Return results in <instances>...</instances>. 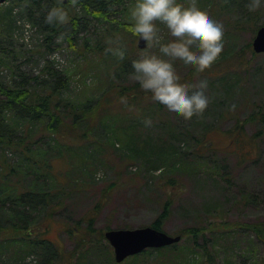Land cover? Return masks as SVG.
<instances>
[{
	"label": "rangeland",
	"instance_id": "374dc122",
	"mask_svg": "<svg viewBox=\"0 0 264 264\" xmlns=\"http://www.w3.org/2000/svg\"><path fill=\"white\" fill-rule=\"evenodd\" d=\"M16 1L18 0H6L0 4L1 34L10 19L7 8ZM20 4L15 3L12 11V15H15L12 16L15 50L27 49L25 46L34 47L40 39L35 26L24 17ZM131 7L130 4L126 19H129ZM259 10L258 20L261 22L264 20V4ZM228 15L241 18L235 7ZM227 30H224V48L221 54H234L253 38L247 30L233 33ZM161 31L166 35L167 30L163 25ZM137 38L138 35L135 37V44ZM58 40L61 39H56V42ZM38 49L41 50L38 53L39 60L31 59L23 66L29 73L38 72L40 62H43L41 57L51 61L55 68L67 67L72 70L76 54L67 48L65 42L52 48L50 52L45 48ZM140 52L135 55L138 56ZM229 60L236 68L223 71L221 75H211L216 70L206 68L203 72H198L193 67L176 63L175 68L183 79L182 83L199 86L200 81H207L205 93L209 103L198 120L190 119L188 122V119L171 114L159 105L155 113L153 107L156 104L151 100H143L138 107L123 109L126 111L124 116L114 123L113 115L108 110H101L95 119H90L94 133L89 140L71 144L68 148L56 146L57 154L53 157L52 169L57 179L50 178L51 184L48 187L55 190L49 197V208L52 207L53 211L49 215L48 205L40 203L30 207V228L34 231L48 228L45 235L47 239L57 243L64 252L75 250V264H178V261L172 260V256L175 257L173 252L183 248L186 253L190 251L191 255V236H182L173 252L162 247L147 248L116 262L113 248L106 239L100 243L95 242L96 245H84L80 252L75 236H70L64 230L66 226H74L81 217L93 213L96 214L94 226L103 232L107 227L150 225L162 212L167 197L170 205L167 216L161 221V229L176 234L182 228L204 227L203 232L210 235L209 228H219V236L212 239L215 260L219 264H234L236 261L241 263L240 260L246 258L252 263L254 258H264V244L256 240L254 232L236 225L238 222L246 225L264 218V134L257 143L255 141L253 145H247L249 158L241 159L235 150L228 149L231 136L223 132L234 123L235 118L248 116L258 106L264 107V75L257 70L258 66L264 68V54L256 53L253 56L244 51L242 57L232 55ZM97 64L99 67L95 68L94 74L101 71V74L106 75L102 71L105 64L98 59ZM8 72V69L0 65V77L6 78ZM80 72L83 73L75 75L78 88L84 84L91 92L98 94L105 81L96 85V76L92 74L93 71L89 72L88 65ZM127 79L135 80L134 74H130ZM73 84L70 89L79 94L80 90L75 89ZM165 120L168 124L172 122L173 127L187 129L189 134H193V131L200 134L204 127L213 126L216 131L210 133L208 139L214 148L208 150L204 147L206 144L209 146L206 141L203 147L196 148L195 142L189 141L188 136H181L185 138V142L178 139L168 142L167 139L176 137V133L169 132L172 133L169 135L166 130H162L161 125ZM139 121L140 124L137 125ZM256 126L257 124L247 125L246 130L251 133ZM154 136L161 137L156 138L158 143L152 142ZM151 137L153 138L150 139ZM162 138L165 143L160 141ZM131 140L135 143L134 146ZM170 145H175L177 149ZM166 146L168 152H159V149ZM60 149L66 151L59 152ZM58 153H62L63 157H59ZM39 168L28 170L26 174L20 171L12 179L27 184L34 191L39 188L45 190L49 181L46 185H40L43 179L37 180L34 172L40 174ZM170 179L175 180V187H171L173 192L166 184ZM242 189L261 193L256 204L253 201L243 203L240 197ZM3 215L0 210V220ZM223 234L226 235L222 236ZM21 247L23 246H20L19 240H15L13 251L7 257L11 263H44L40 252L39 255L29 253L34 256V260L27 261L28 254L24 255ZM200 259L201 257L198 260ZM1 263L6 264L3 261Z\"/></svg>",
	"mask_w": 264,
	"mask_h": 264
},
{
	"label": "trees",
	"instance_id": "16d2710c",
	"mask_svg": "<svg viewBox=\"0 0 264 264\" xmlns=\"http://www.w3.org/2000/svg\"><path fill=\"white\" fill-rule=\"evenodd\" d=\"M15 3H21L24 17L32 26H35L40 37L37 43L40 44L39 46L36 44L34 47L25 46L27 49L24 50H15L12 36L14 24L12 16H15L12 15V11ZM56 3L57 0L12 2V5L7 8L10 16L6 22L7 29L5 28L3 34L0 32V37L2 35L0 65L9 70L6 78L0 77V210L4 213L0 220V261L6 264H13L7 257L8 253L13 251L12 245L15 240H19L20 246H23L20 250L24 255H29L31 252L39 255L40 252L44 262L41 264H75L74 249L64 252L57 243L47 239L45 235L48 228L34 231L29 225L30 207L40 203V205H48L49 215L53 211L52 207L49 208V197L55 190L48 187L51 184L50 178L57 179L52 169L53 157L57 154L56 146L68 148L71 144L89 140L94 133L92 123H89L90 119H95L101 110H108V113L113 115L112 123H114L124 116L123 113L126 111L123 109L130 106L138 107L143 100L153 102L151 94L146 93L136 79H127L130 74H133L131 61L137 57L135 53L142 51L135 44L136 34L128 30L130 21L125 17L129 14L127 9L130 4L133 5L134 0H63V6L69 12L68 20L48 23L46 14ZM248 3L249 0H198V8L214 16L216 20L222 21L224 30L228 29L227 32L247 30L253 36L257 28L264 24V20L261 22L258 20L261 10L259 8L249 10ZM233 7L237 9V13L241 14L240 19L228 15ZM56 39L61 40L56 42ZM62 42H65L67 48L76 54L74 64L71 66L72 70L67 67L55 68L51 61L43 57L40 58L43 62L42 64L40 62L37 73H29L23 68L28 61L40 56L38 53H41V50L38 48H45L47 52H50L52 48L59 47ZM118 47L125 48L127 54L124 58H120L115 51L109 50ZM244 51L253 56L256 55L252 50L251 41H248L234 54L228 52L220 54L217 61L207 69L216 70L211 75H221L223 71L235 69L236 66H233L235 64H231L229 59L232 55L242 57ZM97 59L105 64L102 71L106 72V75L101 74V71H96L94 74L95 68L99 67ZM85 65H88L89 72L93 71L92 74L96 76V85L105 81V85L98 90V94H94L95 91L91 92V89L86 88L84 84L81 88L77 86L75 75L82 74L83 72L80 71L84 70ZM209 70L206 72L210 74ZM257 70L264 75V68L261 69L258 66ZM71 84L75 86V89L80 90L79 94L76 90L73 92L70 89ZM155 104L156 107L153 109L157 113L159 104ZM200 114L194 115L190 118L191 120L188 119V122L198 120ZM138 124L140 121L137 122ZM171 124L166 123L165 120L161 125L162 130H166V134L170 135L172 133L169 132L173 131L176 133V137L167 139L168 142L174 139L185 142V138L181 136H188L189 141L195 142L196 148H200L204 141L209 144V146L204 145L208 150H211V147L214 148L208 139L209 134L216 131L213 126L204 127L200 134L195 131L189 134L187 129L173 127ZM254 124H257L255 130L252 129L253 131L249 133L246 126ZM223 132L231 136L228 149L235 150L241 159L249 158L247 145H253L255 141L257 143L264 134V107L258 106L253 108L248 116L235 118L234 123ZM160 136L150 139L153 138L152 142L158 143L157 139H160ZM160 141L164 142V138ZM131 142L134 146L133 140ZM170 146L177 149L175 145ZM65 151L60 149L59 152ZM159 152H168L167 146L159 149ZM58 154L59 157H63L62 153ZM37 167H40V174L34 171L36 179H43L40 185H46L49 181L47 191L40 188L34 191L19 180L13 181L12 178L20 171L26 174L28 170H35ZM224 172L228 173L225 170ZM167 183L173 192L175 180H167ZM260 194L242 189L240 197L243 203L253 201V204H256ZM169 205L170 199L166 197L162 212L150 223L151 226L161 229V221L167 216ZM7 211L8 213H5ZM95 217V213L83 216L74 226H66L64 229L70 236H75L76 244L80 246L79 251L84 245L89 243L96 245L95 242L100 243L105 239L103 231L94 226ZM236 225L254 232L256 240L264 244V218L246 225L240 222ZM208 230L211 232L210 235L203 232L204 227L182 228L178 231L181 237L191 236V255L190 251L186 253L183 248L174 251L178 243L162 248H167L170 252L174 251L175 257L172 256V260L178 261V264L180 261L181 264H219L215 260L214 245H212V239L219 236V228ZM224 235L226 234L222 236ZM199 257H201L200 260H198ZM240 261L241 263L236 262L264 264V258H254L252 263H249L247 258ZM236 262L234 264H237ZM20 264L32 263L20 261Z\"/></svg>",
	"mask_w": 264,
	"mask_h": 264
},
{
	"label": "clouds",
	"instance_id": "9594fccd",
	"mask_svg": "<svg viewBox=\"0 0 264 264\" xmlns=\"http://www.w3.org/2000/svg\"><path fill=\"white\" fill-rule=\"evenodd\" d=\"M262 4L264 0H249L247 6L255 10ZM68 18L63 0H57L46 14L48 23ZM129 21L128 30L145 41L144 49L131 61L140 87L171 114L190 119L202 113L209 103L207 81H200L199 86L182 83L175 65L179 62L198 72L210 68L224 48L223 22L200 11L198 0H134ZM109 50L120 58L127 54L124 47ZM26 260L33 261L34 256Z\"/></svg>",
	"mask_w": 264,
	"mask_h": 264
},
{
	"label": "water",
	"instance_id": "95a60500",
	"mask_svg": "<svg viewBox=\"0 0 264 264\" xmlns=\"http://www.w3.org/2000/svg\"><path fill=\"white\" fill-rule=\"evenodd\" d=\"M5 0H0V3ZM139 48L145 47V41L137 39ZM252 48L255 52H264V25H261L253 37ZM105 238L109 241L114 251V258L117 262L127 256L136 254L148 247H162L180 240V235H172L152 226L135 228H110L104 232Z\"/></svg>",
	"mask_w": 264,
	"mask_h": 264
}]
</instances>
